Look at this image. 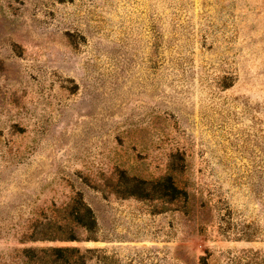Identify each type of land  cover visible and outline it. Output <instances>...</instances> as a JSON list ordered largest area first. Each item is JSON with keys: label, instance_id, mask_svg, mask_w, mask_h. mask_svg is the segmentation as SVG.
<instances>
[{"label": "rangeland", "instance_id": "374dc122", "mask_svg": "<svg viewBox=\"0 0 264 264\" xmlns=\"http://www.w3.org/2000/svg\"><path fill=\"white\" fill-rule=\"evenodd\" d=\"M26 247L264 264V0H0V264Z\"/></svg>", "mask_w": 264, "mask_h": 264}, {"label": "trees", "instance_id": "16d2710c", "mask_svg": "<svg viewBox=\"0 0 264 264\" xmlns=\"http://www.w3.org/2000/svg\"><path fill=\"white\" fill-rule=\"evenodd\" d=\"M166 182L173 190H179L176 182L171 177H166ZM163 180V181H164ZM167 184V183H166ZM72 214L73 222L76 226L87 228L94 224V219L90 209L82 204L77 208V212ZM74 215V216H73ZM30 240H35L33 236H28ZM24 256L32 261L34 264H71L69 261L70 255L62 256V252H78L77 248H60V247H48V248H31L26 247L22 249Z\"/></svg>", "mask_w": 264, "mask_h": 264}]
</instances>
